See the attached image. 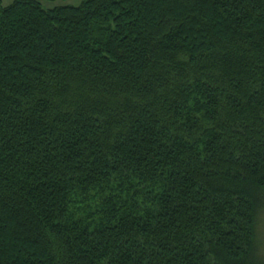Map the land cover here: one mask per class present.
Masks as SVG:
<instances>
[{
    "label": "trees",
    "instance_id": "16d2710c",
    "mask_svg": "<svg viewBox=\"0 0 264 264\" xmlns=\"http://www.w3.org/2000/svg\"><path fill=\"white\" fill-rule=\"evenodd\" d=\"M263 216L264 0H0V264H264Z\"/></svg>",
    "mask_w": 264,
    "mask_h": 264
},
{
    "label": "rangeland",
    "instance_id": "374dc122",
    "mask_svg": "<svg viewBox=\"0 0 264 264\" xmlns=\"http://www.w3.org/2000/svg\"><path fill=\"white\" fill-rule=\"evenodd\" d=\"M4 6H9L11 5L14 1L16 0H2ZM43 7L46 10H54L56 8H61V7H78L80 6L85 0H57L55 2H48L44 0H40ZM264 231V216L262 217V226H261ZM261 245L263 246L262 248V254L264 253V236H261L260 238ZM264 255V254H263Z\"/></svg>",
    "mask_w": 264,
    "mask_h": 264
}]
</instances>
